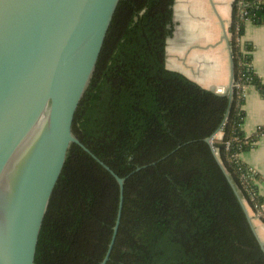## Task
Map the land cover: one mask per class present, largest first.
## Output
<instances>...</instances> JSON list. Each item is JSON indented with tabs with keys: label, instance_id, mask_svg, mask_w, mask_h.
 <instances>
[{
	"label": "trees",
	"instance_id": "1",
	"mask_svg": "<svg viewBox=\"0 0 264 264\" xmlns=\"http://www.w3.org/2000/svg\"><path fill=\"white\" fill-rule=\"evenodd\" d=\"M173 4L118 1L74 112L75 136L117 175L131 172L105 264H264L245 207L264 223L260 175L238 157L264 135V123L242 130L243 89L264 94V82L251 65L253 46L241 40L247 21H264V0L233 1L230 94L166 66ZM118 205L115 177L72 142L33 264H100Z\"/></svg>",
	"mask_w": 264,
	"mask_h": 264
},
{
	"label": "water",
	"instance_id": "2",
	"mask_svg": "<svg viewBox=\"0 0 264 264\" xmlns=\"http://www.w3.org/2000/svg\"><path fill=\"white\" fill-rule=\"evenodd\" d=\"M118 1L0 0V264L34 263L43 217L72 142L118 182L117 216L100 264L109 258L131 172L119 176L96 157L75 136L72 121Z\"/></svg>",
	"mask_w": 264,
	"mask_h": 264
},
{
	"label": "crops",
	"instance_id": "3",
	"mask_svg": "<svg viewBox=\"0 0 264 264\" xmlns=\"http://www.w3.org/2000/svg\"><path fill=\"white\" fill-rule=\"evenodd\" d=\"M234 0H174V29L166 40V66L183 73L204 88L218 87L227 93L232 80V58L228 27ZM251 43V65L264 82V21L246 22L241 37ZM216 92V91H215ZM242 130L252 134L264 123V94L253 85L244 87ZM220 135V133H217ZM238 157L259 173V193L264 195V135ZM264 237V223L260 220Z\"/></svg>",
	"mask_w": 264,
	"mask_h": 264
},
{
	"label": "rangeland",
	"instance_id": "4",
	"mask_svg": "<svg viewBox=\"0 0 264 264\" xmlns=\"http://www.w3.org/2000/svg\"><path fill=\"white\" fill-rule=\"evenodd\" d=\"M245 207H246V210L248 212V215L250 216V219H251V221H252V223L254 225V228H255V230H256L259 238L264 241V237L261 235V232H260L261 231L260 230L261 224H260L259 212H256V211L251 210L246 205H245Z\"/></svg>",
	"mask_w": 264,
	"mask_h": 264
},
{
	"label": "built area",
	"instance_id": "5",
	"mask_svg": "<svg viewBox=\"0 0 264 264\" xmlns=\"http://www.w3.org/2000/svg\"><path fill=\"white\" fill-rule=\"evenodd\" d=\"M215 91H216L217 93H221V92L224 91V89L221 88V87H218V88L215 89ZM243 94H244V89H243Z\"/></svg>",
	"mask_w": 264,
	"mask_h": 264
}]
</instances>
